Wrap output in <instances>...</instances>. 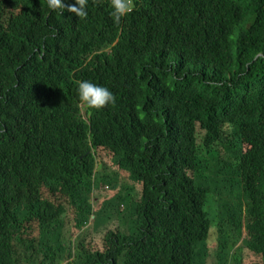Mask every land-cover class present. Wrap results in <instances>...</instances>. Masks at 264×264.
I'll return each mask as SVG.
<instances>
[{
    "label": "trees",
    "instance_id": "1",
    "mask_svg": "<svg viewBox=\"0 0 264 264\" xmlns=\"http://www.w3.org/2000/svg\"><path fill=\"white\" fill-rule=\"evenodd\" d=\"M87 11L0 0V264H264V0Z\"/></svg>",
    "mask_w": 264,
    "mask_h": 264
},
{
    "label": "clouds",
    "instance_id": "2",
    "mask_svg": "<svg viewBox=\"0 0 264 264\" xmlns=\"http://www.w3.org/2000/svg\"><path fill=\"white\" fill-rule=\"evenodd\" d=\"M88 0H75V3L66 4L64 0H47L48 8L53 11L74 13L81 20L87 19ZM112 8L111 15L115 24L119 25L123 18L129 16L136 6V0H110ZM78 96L81 111L101 110L116 103V96L107 87L98 85L88 80H77ZM233 125L225 121L221 131L230 135L233 132Z\"/></svg>",
    "mask_w": 264,
    "mask_h": 264
},
{
    "label": "rangeland",
    "instance_id": "3",
    "mask_svg": "<svg viewBox=\"0 0 264 264\" xmlns=\"http://www.w3.org/2000/svg\"><path fill=\"white\" fill-rule=\"evenodd\" d=\"M98 156H99V159H103L106 162H110V155L107 154L102 149H99ZM123 178H125V180H128L125 176H123ZM137 189L138 190L141 189V185L140 184L137 185ZM96 194H97L98 197H94L93 201L95 203V207L94 208L98 209L100 204H101V202L104 199H107V198L111 197L114 194V191L111 188H109L107 186H104L102 189H100V193L97 192ZM67 214L69 216L67 218L68 228H69L68 235H69V238L74 239L77 236V234L80 232V230L77 229L75 227V225H74L73 213H72L71 209L67 210ZM37 235H38V230L36 229V227H34L33 230H32V235L31 236L35 237ZM88 240L91 241L96 248L104 249L105 245L103 244L104 240H103L101 234L94 235V236H93V234H91V235H89ZM210 245H211V247H213L215 245V241H214V237L213 236H212V238L210 240ZM259 260H260V257L255 252L250 251L247 248L243 249L242 264H254V263H256ZM209 264H211V262H209Z\"/></svg>",
    "mask_w": 264,
    "mask_h": 264
}]
</instances>
